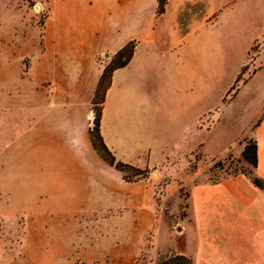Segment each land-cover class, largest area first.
<instances>
[{
  "label": "crops",
  "instance_id": "crops-1",
  "mask_svg": "<svg viewBox=\"0 0 264 264\" xmlns=\"http://www.w3.org/2000/svg\"><path fill=\"white\" fill-rule=\"evenodd\" d=\"M36 1L46 7L41 25L0 5V215L24 222L22 252L8 264H134L157 216L150 181L126 179L93 145L91 100L105 63L134 41L111 74L100 132L120 161L154 167L168 158L150 162L152 137L138 138V148L128 142L134 112L147 108L149 121L159 112L164 129L183 85H216L229 69L235 82L259 25L253 32L245 10L218 25L219 0H167L163 12L158 0ZM257 86L250 124L264 180V83ZM188 217L185 246L174 253L192 264H264V190L247 174L193 185Z\"/></svg>",
  "mask_w": 264,
  "mask_h": 264
},
{
  "label": "rangeland",
  "instance_id": "rangeland-1",
  "mask_svg": "<svg viewBox=\"0 0 264 264\" xmlns=\"http://www.w3.org/2000/svg\"><path fill=\"white\" fill-rule=\"evenodd\" d=\"M36 2L0 0V5L8 4L14 11L18 10L22 18L41 25L46 7L35 6ZM219 2L222 10L216 14H220L218 25L227 26L236 22L240 10L253 11L252 31H256L259 25L260 32L251 44L246 66L237 81L229 85V69L216 85H183L175 91V122L165 119L164 129L161 128L159 112H153L155 119L150 121L145 113L147 108L134 112L130 130L136 137L128 142L138 148V138L142 140L143 136L145 140L152 137L156 140V147L150 155V162L168 158L161 165L142 168L143 175L138 176H143L152 184L150 202L158 226L148 228L138 241V259L134 264H156L176 252L175 247L185 246L184 225L191 220L188 213L193 185L216 182L241 172L249 176L253 172L250 158H245L241 151L244 144L253 139L250 119L254 116L256 102L249 98L256 92L257 85L264 83V66L252 72L254 67L264 62V0ZM194 6L191 4L192 8ZM114 136H117L116 131ZM164 143L165 147H162ZM134 148L130 152L133 156ZM123 173L129 180L138 178L130 168L125 167ZM23 232L22 215H0V264H8L12 257L21 254Z\"/></svg>",
  "mask_w": 264,
  "mask_h": 264
},
{
  "label": "trees",
  "instance_id": "trees-1",
  "mask_svg": "<svg viewBox=\"0 0 264 264\" xmlns=\"http://www.w3.org/2000/svg\"><path fill=\"white\" fill-rule=\"evenodd\" d=\"M167 0H158L157 12H163L165 9V4ZM134 49V41H129L121 48H119L111 58L105 63L101 75L98 79L97 85L95 87L93 97H92V110H93V124L90 129V134L92 138L93 145L99 151L101 156L110 164H114L120 170L130 168L134 171L135 175L138 177L142 174V169L135 167L129 163H125L117 159L112 152V150L106 145L100 132V119L102 115L103 102L105 100L106 91L110 85L111 74L113 70L127 63L130 59ZM239 78L237 77L236 81ZM234 87V86H233ZM242 155L246 158H250V163L253 167V172L249 174L251 180L254 184L259 186L264 190V180L254 171L256 166V141L252 139L251 142L244 144L241 151ZM124 177L127 178L126 174ZM156 264H192V260L189 256L182 253H172L171 255L160 259Z\"/></svg>",
  "mask_w": 264,
  "mask_h": 264
}]
</instances>
